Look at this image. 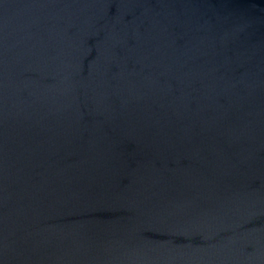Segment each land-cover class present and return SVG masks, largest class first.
Returning a JSON list of instances; mask_svg holds the SVG:
<instances>
[{
	"label": "water",
	"instance_id": "water-1",
	"mask_svg": "<svg viewBox=\"0 0 264 264\" xmlns=\"http://www.w3.org/2000/svg\"><path fill=\"white\" fill-rule=\"evenodd\" d=\"M0 264H264V0H0Z\"/></svg>",
	"mask_w": 264,
	"mask_h": 264
}]
</instances>
